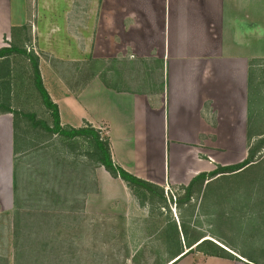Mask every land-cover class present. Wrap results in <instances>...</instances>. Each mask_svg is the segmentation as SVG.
<instances>
[{
  "label": "rangeland",
  "instance_id": "374dc122",
  "mask_svg": "<svg viewBox=\"0 0 264 264\" xmlns=\"http://www.w3.org/2000/svg\"><path fill=\"white\" fill-rule=\"evenodd\" d=\"M77 2L95 19L100 0ZM14 3L21 17L22 5L19 0ZM251 4L252 20L256 15L264 19V7L259 6L264 0ZM27 14L26 24L10 37L5 35L1 47L15 45L38 58L43 85L52 101L58 97L64 112L72 99L69 92L80 90L85 95L77 101L97 112L99 79L110 78L135 91L150 89L151 80L164 83L162 63L140 58L150 51L143 41L139 58H131L130 50L117 58H102L110 51L105 53L99 39H83L76 28L73 39L70 25L82 21H72L68 0H27ZM257 39H252L258 58L252 59L250 73L251 125L264 129V35ZM7 62L12 71V108L51 124L50 111L33 84L29 60L12 54ZM12 121V114L0 115V264H165L172 257L168 250L176 245L164 237V230L170 219L179 223L181 216L192 230L229 246L239 264L250 262L237 251L260 257L264 250V149L256 165L221 180V188L217 181L202 188L193 198L194 207L169 203L158 210L140 204L123 181L83 155L87 147L83 139L67 141L33 130L22 116L18 123L30 144L15 155ZM177 193L182 191L164 188L166 197ZM206 257L195 251L173 263L195 264ZM260 262L264 264V257Z\"/></svg>",
  "mask_w": 264,
  "mask_h": 264
},
{
  "label": "crops",
  "instance_id": "0c3cea01",
  "mask_svg": "<svg viewBox=\"0 0 264 264\" xmlns=\"http://www.w3.org/2000/svg\"><path fill=\"white\" fill-rule=\"evenodd\" d=\"M19 1L22 18L14 0H0V48L5 35L27 22V0ZM77 1L68 0L72 21H82L70 25L73 39L75 28L83 39H99L110 51L102 58L128 50L139 58L143 41L150 51L140 58L162 63L164 83L151 80L150 89L135 91L99 79L97 112L77 101L84 90L69 92L65 112L55 98L62 123L91 124L109 139L116 164L163 188L178 189L201 172L247 157L250 73L258 58L252 43L264 35V19L252 20L251 0H100L95 19ZM195 264L239 263L207 256Z\"/></svg>",
  "mask_w": 264,
  "mask_h": 264
},
{
  "label": "trees",
  "instance_id": "16d2710c",
  "mask_svg": "<svg viewBox=\"0 0 264 264\" xmlns=\"http://www.w3.org/2000/svg\"><path fill=\"white\" fill-rule=\"evenodd\" d=\"M12 54L25 56L29 60L33 74V84L36 90L39 92L44 106L50 111L51 124H48L46 121L36 119L33 113L22 114L21 111L12 108V71L9 63L7 62L8 58ZM5 113H10L13 117V153L15 155L20 151L28 150L29 147L26 145L30 144V142L26 143V141H24V132L18 123L19 118L22 116L31 122V129L33 130H44L50 134L59 135L67 141H73L79 138L83 139L87 146L83 149V155L91 158L93 163L103 166L113 178H119L121 181H123L136 196L140 204L143 205L146 203L149 204L151 208H156L158 210L160 207H167L169 203H173L179 208H182L186 205L194 207V204L192 205L194 200L193 198L194 196L198 197L200 193H202V188H204L205 191L207 186L212 181H217L218 187L221 188V180L227 181L228 178L243 174L248 168L256 165L258 163L257 158L264 149V129L259 127L258 124L254 123L256 127L253 128L252 125L250 127L252 133L250 132L248 139V154L242 162L233 165L217 166L211 171L201 172L197 174L189 182V184L186 186H180L178 188L180 191H182V193H177V195L172 194L171 197H166L164 195L163 187L141 179L116 164L111 156L109 139L102 137L99 131L92 127L89 123H85L80 128H72L70 126H63L61 124L58 106L52 101L48 91L43 85L39 70L38 58L33 54L28 53L25 48H20L15 45L0 48V114ZM253 135L257 136V141L253 140L255 139ZM258 178L261 181L263 179L260 178V176H258ZM192 212H194V209ZM182 218V216L179 218V223H177L173 218L170 219L171 221L165 227L164 237L168 239L170 243L173 242L176 245L175 248H170L168 250L171 252L172 257L170 260L165 262V264L169 263L170 261L175 263L182 259L185 255L195 251L203 254L204 256L240 260L236 257V255L220 247L213 241L206 239V235H200L199 232L192 230V228H190ZM225 246L229 248V246ZM229 249L231 250V248ZM237 252L242 258H245L248 262H250L246 264H262L260 259L264 257V250L261 251L260 257L257 255L258 253H253L252 256H247L242 251Z\"/></svg>",
  "mask_w": 264,
  "mask_h": 264
},
{
  "label": "water",
  "instance_id": "95a60500",
  "mask_svg": "<svg viewBox=\"0 0 264 264\" xmlns=\"http://www.w3.org/2000/svg\"><path fill=\"white\" fill-rule=\"evenodd\" d=\"M209 240H211V241H213V242H215L212 238H208ZM215 243H217V242H215ZM219 246H221L222 248H224L225 250H227V251H229V249H227V248H225V247H223L221 244H219V243H217ZM229 252H231V251H229ZM232 253V252H231ZM234 254V253H233ZM173 261H170L169 263H167V264H171Z\"/></svg>",
  "mask_w": 264,
  "mask_h": 264
},
{
  "label": "bare ground",
  "instance_id": "6f19581e",
  "mask_svg": "<svg viewBox=\"0 0 264 264\" xmlns=\"http://www.w3.org/2000/svg\"><path fill=\"white\" fill-rule=\"evenodd\" d=\"M206 238V237H205ZM207 238H209V237H207Z\"/></svg>",
  "mask_w": 264,
  "mask_h": 264
}]
</instances>
